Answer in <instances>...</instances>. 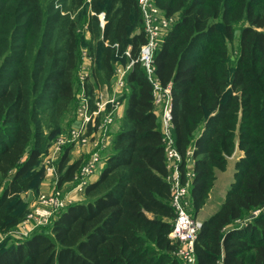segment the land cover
I'll return each instance as SVG.
<instances>
[{
    "label": "trees",
    "instance_id": "obj_1",
    "mask_svg": "<svg viewBox=\"0 0 264 264\" xmlns=\"http://www.w3.org/2000/svg\"><path fill=\"white\" fill-rule=\"evenodd\" d=\"M154 2L176 17L155 53V74L172 87V135L184 180L193 151L194 217L218 171L243 151L222 205L198 232L197 264H264V0ZM236 39L231 66L227 41ZM146 43L139 0H0V233L26 217L33 201L27 193H38L45 178L44 156L75 124L82 49L97 57L86 82L92 96L111 86L118 55L130 49L135 60L121 96L125 115L117 130L111 127L105 166L86 198L29 237L1 243L0 264H184L170 236L176 211L163 122L138 61ZM71 150L66 146L57 162L59 188L82 165L70 162Z\"/></svg>",
    "mask_w": 264,
    "mask_h": 264
},
{
    "label": "built area",
    "instance_id": "obj_2",
    "mask_svg": "<svg viewBox=\"0 0 264 264\" xmlns=\"http://www.w3.org/2000/svg\"><path fill=\"white\" fill-rule=\"evenodd\" d=\"M142 11L147 43L141 48L138 61L145 68L148 78L154 86V101L157 112L163 122L164 142L168 161L169 174L167 180L172 188V204L176 211V218L170 236L179 243L177 256L184 264H197L196 240L203 222L191 213V182L194 178L192 168L193 151L188 153L185 169V180L181 170L182 156L177 150L172 131L173 95L171 84L163 86L155 74V53L162 43L166 33L176 22L175 16L162 13L154 0H139ZM100 25H105V13H101ZM88 54H84L86 59ZM115 64L114 82L111 86L96 89L94 96L88 94L86 82L90 78L89 68L80 71V89L77 92L76 122L67 133L60 135L55 144L63 151L66 146L80 145L89 148L88 157L82 163L75 176L77 188L81 193L86 190L85 184L105 164V153L111 144V127L116 121V114L124 104L121 96L129 90L127 75L135 64L131 59L130 49L118 55ZM122 58H128L123 64ZM91 60V58L89 57ZM46 169L56 171V164L52 159L46 161ZM64 191L56 187L46 194H41L31 206L26 217L14 228L0 233V244L9 238L16 242L29 237L37 228L48 225L57 212L67 206ZM222 264V263H220Z\"/></svg>",
    "mask_w": 264,
    "mask_h": 264
},
{
    "label": "crops",
    "instance_id": "obj_3",
    "mask_svg": "<svg viewBox=\"0 0 264 264\" xmlns=\"http://www.w3.org/2000/svg\"><path fill=\"white\" fill-rule=\"evenodd\" d=\"M85 35H86V38L91 37V34L88 31L87 27L85 29ZM86 53L91 56V60L88 58H86V59L83 58L84 54H86ZM83 60H85L84 63H83ZM124 60H125L124 64L128 63V58H127V60L126 59H124ZM124 60H121V61H124ZM96 64H97V57L95 56V54H92L88 48H83L82 49L81 65H80V69H79L78 74H77L78 78H79L81 69H83L84 67H87V68H89V71L91 73L90 78L92 79L93 71H94ZM113 82H114V79H113L112 83ZM77 87L80 88L79 83H78ZM125 111H126V103L124 102V104L120 107V109L118 110V112L116 114L117 115L116 121H115L114 126H113L114 131L118 129L120 122L125 115ZM68 130L63 132V133H67ZM88 152H89V148H86V147H83L80 145L72 146V150L70 153V156H71L70 162L80 160L83 163L89 155ZM61 154H62V151L58 150L56 144L53 141L50 148H49L48 154L46 156H44V158H43V164L45 165L46 161L52 159L53 162H55V164L57 165V162L60 159ZM241 155H243V151L237 149L236 153L232 157L235 158V156L236 157L238 156V158H239ZM232 157H230V159H229V164H230V160ZM192 164H193L192 168H194V162H192ZM104 166H105V164H104ZM45 172H46L45 178L42 181V183L40 185V190L38 192L40 195L49 193L50 191H52L53 189L58 187V176L56 174V171L46 169ZM99 176L96 173L93 176H91L90 179L88 180V182L85 184L86 188L90 183L96 181L99 178ZM77 184H78L77 180L74 178L73 180L66 181L62 185L61 189L64 191V194H65V197L67 200V204H70L73 202L83 201L86 198L84 193H81V191H79L78 188L76 187ZM30 193H27V194H30Z\"/></svg>",
    "mask_w": 264,
    "mask_h": 264
},
{
    "label": "rangeland",
    "instance_id": "obj_4",
    "mask_svg": "<svg viewBox=\"0 0 264 264\" xmlns=\"http://www.w3.org/2000/svg\"><path fill=\"white\" fill-rule=\"evenodd\" d=\"M241 25H243V23H239L237 25V29H238L237 34L240 33L239 32V30H240L239 28L241 27ZM85 39L87 40L88 38L85 37ZM85 39H83V45L84 46H88V45L84 44L86 42ZM227 43H228V46H229V64L231 66H233V65H235V63L237 61V58L239 56V40L236 39V40H233L231 42L227 41ZM89 57L91 58V56L88 54L87 58L89 59ZM84 61L85 60H83V63H84ZM121 62H123V61H121ZM124 62H125V60H124ZM124 62H123V64H124ZM78 83L80 84V77L78 78ZM76 109H77V101H76V107H75V118H76ZM75 122H76V119H75ZM71 127L68 128V129H71ZM57 138H55L53 140L54 143L56 142ZM237 158H238V156L237 157L235 156V158L234 157L231 158L230 164L228 165V168H227L226 171H218V173H217L218 180L216 181V185H215V187L212 189V191L210 193V197H209V199L207 201V204L200 211V213L197 215V218L199 220H201L202 222H203V220L206 217L214 214L220 208V206L222 205V203H223V201H224V199L226 197V194H227L228 190L230 189V186L234 182V178H235V163H236ZM103 168H104V165H101V168L96 172V174L98 176L101 174ZM39 196H40V194L37 193V192H31L30 194H27V199H33V201L30 203V207H29L30 209H31V206H32V203L34 202V200H37V198ZM258 212L259 211L253 212L251 215L247 216L241 223L249 222V220L251 218H253V216H257L258 215ZM13 239L9 238V239H7V241L10 242V244H11V241H14Z\"/></svg>",
    "mask_w": 264,
    "mask_h": 264
}]
</instances>
